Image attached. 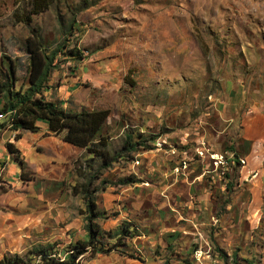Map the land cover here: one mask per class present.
I'll return each mask as SVG.
<instances>
[{"label": "rangeland", "instance_id": "obj_1", "mask_svg": "<svg viewBox=\"0 0 264 264\" xmlns=\"http://www.w3.org/2000/svg\"><path fill=\"white\" fill-rule=\"evenodd\" d=\"M28 2L0 0V82L11 63L14 88L29 72V28L14 18ZM88 2L76 10L80 1H71L79 30L68 38L83 57H55L44 97L74 111L107 109L101 135L110 154L126 133L157 136L103 168L43 124L17 140L4 125L0 258L48 242L61 253L83 237L85 202L72 188L88 184L101 212L94 222L104 232L130 222L135 235L78 264H230L234 252L264 264V162L244 168L254 159L252 141L242 139L247 110L264 93V0ZM70 16L59 3L31 25L52 45ZM218 155L233 162L222 165Z\"/></svg>", "mask_w": 264, "mask_h": 264}, {"label": "trees", "instance_id": "obj_2", "mask_svg": "<svg viewBox=\"0 0 264 264\" xmlns=\"http://www.w3.org/2000/svg\"><path fill=\"white\" fill-rule=\"evenodd\" d=\"M71 1L73 0H29L27 12L22 11L14 15L16 22L29 28L30 34L24 39L29 72H27L25 86L14 88L12 85L15 81L13 65L7 63L5 66L6 71L3 74L5 80L0 82V113H5L6 117L0 122V132L1 128L6 125L10 131L15 132L13 139L17 140L20 138V131L35 133L39 129V124H43L49 134L58 136L62 142L83 148L89 155L86 161L98 158L101 161V167L106 168L115 157L123 156L122 152L129 153L138 148H147L145 142H153L157 135L134 134V138L131 132L126 133L120 150L110 154L107 150L108 138L101 135L102 126L108 116L107 109L74 111L64 108L62 103L44 97L43 92L48 88V78L56 65L55 57L59 53L67 56L68 59L77 61L83 57V52L76 46L75 40L72 42L68 38L79 30L75 12H73L76 7L71 6ZM78 1L81 5L76 10L85 9L87 3H91L88 0ZM59 3L65 6L71 16L63 29L61 25L59 40L56 44L50 45L51 41L44 40L38 27L31 25V17ZM4 147L22 168L24 162L18 157L17 149L13 144L5 142ZM234 161L238 164L237 158H234ZM129 179L135 181L134 178ZM72 193L82 194L85 202L86 232L83 237L70 242L61 253L55 242H48L33 245L22 254H3L0 264H78L79 258L84 253L88 252L90 256L108 253L112 249L115 250L118 245H125V239L135 235L133 224L130 222L124 221L117 228L106 232L94 222L95 218L101 216V212L96 209L88 184H82L79 189L72 188ZM108 239L112 242L109 243ZM217 252L219 256H223L219 250ZM182 261L184 264H191L186 258ZM230 264H255V262L237 258L234 252Z\"/></svg>", "mask_w": 264, "mask_h": 264}, {"label": "crops", "instance_id": "obj_3", "mask_svg": "<svg viewBox=\"0 0 264 264\" xmlns=\"http://www.w3.org/2000/svg\"><path fill=\"white\" fill-rule=\"evenodd\" d=\"M260 94H256L257 98H260L259 101H257L256 105L253 107H250L247 110V116L245 119V125L247 126V130H245L244 135L242 136L244 140L246 141H252L249 144V151L248 153L250 154L249 157L253 160L254 162L248 163L244 168L247 169L250 173L252 168V165H256L257 168L256 170H261L260 165L263 164L264 160H262L260 163H258V160L264 159V146L260 141H264V101H261V96ZM251 128H256V130L251 132ZM251 164V166H249Z\"/></svg>", "mask_w": 264, "mask_h": 264}, {"label": "built area", "instance_id": "obj_4", "mask_svg": "<svg viewBox=\"0 0 264 264\" xmlns=\"http://www.w3.org/2000/svg\"><path fill=\"white\" fill-rule=\"evenodd\" d=\"M7 115H8V114H7ZM5 117H6L5 113H0V122H1ZM219 157H220V161H219L220 164H222V165H226V164L228 163L226 160H224V159L222 158V156H219ZM221 158H222V160H221ZM230 162H231V161H230ZM240 162L242 163L243 161L240 160Z\"/></svg>", "mask_w": 264, "mask_h": 264}, {"label": "clouds", "instance_id": "obj_5", "mask_svg": "<svg viewBox=\"0 0 264 264\" xmlns=\"http://www.w3.org/2000/svg\"><path fill=\"white\" fill-rule=\"evenodd\" d=\"M218 156H221V155H218ZM224 160H226L228 163H232L233 161H232V159H229V158H224V157H222ZM231 161V162H230ZM228 163H227V165H228Z\"/></svg>", "mask_w": 264, "mask_h": 264}]
</instances>
